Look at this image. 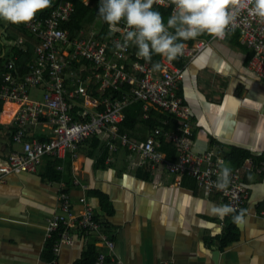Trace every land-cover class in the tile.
<instances>
[{
  "label": "crops",
  "instance_id": "1",
  "mask_svg": "<svg viewBox=\"0 0 264 264\" xmlns=\"http://www.w3.org/2000/svg\"><path fill=\"white\" fill-rule=\"evenodd\" d=\"M56 1L39 12L52 9ZM12 25L0 20V56L16 44L34 51L37 39H28ZM250 55L238 33L231 32L225 40L212 39L187 63L179 92L191 110L195 154L213 151L225 157L238 148L264 161V79L249 69ZM77 68L88 84L95 71L86 65ZM39 96L31 92L33 99ZM16 110L11 102H3L0 109V165L7 163L9 153L22 150L13 140ZM52 136L53 127L42 122L26 139L48 141ZM107 141L100 133L81 145L78 159L71 154L43 156L34 172L0 176V264H49L43 256L46 227L62 213L58 197L63 191L70 194L76 215L83 210L80 200L87 198L102 230L86 234L73 228L72 244L63 245L52 264H95L97 253H108L101 234L114 242L115 262L108 259V264H264V220L259 217L264 210V171L242 174L250 196L238 224L233 216L240 213L221 218L213 211L226 203L219 195L204 193L193 177L175 185L173 176L139 166V157L126 149L109 155ZM50 161L56 163L55 170ZM76 180L88 190L76 186ZM228 229L233 241L225 245Z\"/></svg>",
  "mask_w": 264,
  "mask_h": 264
},
{
  "label": "built area",
  "instance_id": "2",
  "mask_svg": "<svg viewBox=\"0 0 264 264\" xmlns=\"http://www.w3.org/2000/svg\"><path fill=\"white\" fill-rule=\"evenodd\" d=\"M154 5L172 6L174 9L170 0ZM251 7L249 5L235 12L225 28L224 38L211 35L210 38L198 39L195 44H184L183 54L179 57L185 60V65L179 66L174 60L169 61L163 56L156 62H146L133 51L131 43L126 50L117 47L124 44V35L129 30L123 20L118 25L117 34L110 38H81V32L80 37L71 39L63 25L71 19L74 5L69 0H59L46 16L35 17L25 24L38 41L28 74L22 80L14 76L15 58L8 63L2 75L0 101L15 103L17 107L12 121L16 127L13 140L22 145V150L9 153L7 163L0 165V176L34 172L43 156L61 158L71 154L73 159H78L81 145L104 133L108 138L109 155L126 149L139 157V166L147 164L154 172L170 174L178 186L186 176H191L204 193L219 195L221 201L236 209V212L244 210L245 213L250 192L243 183L242 174L244 171L262 173L264 161L256 164L252 158H248L241 166L234 167L225 157L213 151L195 154L191 110L179 91L187 63L205 50L212 39L225 40L231 32L238 33L240 42L253 53L248 61L249 69L257 78L264 79V20L252 14ZM155 64L160 67L155 69ZM82 65L90 66L95 71L88 84L83 79L86 74L83 78L78 75L77 66ZM96 86L95 91L100 98L93 95ZM126 87L127 90L124 89ZM108 90L123 94L118 98L105 96ZM32 91L41 93L39 100L31 97ZM134 101L144 103L145 119L149 117V107L165 117L143 142L132 139L119 129L125 119V109ZM170 118L175 119L174 125ZM42 122L53 127L50 140H27L29 130ZM161 138L175 146V160L169 159L161 151ZM223 166L231 169L229 183L226 189H218L215 185ZM75 185L88 190L79 180L75 181ZM58 198L62 213L54 215L46 227V240L55 237L50 263H54L63 245L72 244L73 228L77 227L86 234H98L102 230L87 198L80 200L83 210L78 215L72 210L68 192H61ZM259 217L264 220V210L260 211ZM61 227L63 231H60ZM100 242L108 253L100 251L95 264H108V259L115 262V258L111 259L114 254L112 239L101 234Z\"/></svg>",
  "mask_w": 264,
  "mask_h": 264
},
{
  "label": "clouds",
  "instance_id": "3",
  "mask_svg": "<svg viewBox=\"0 0 264 264\" xmlns=\"http://www.w3.org/2000/svg\"><path fill=\"white\" fill-rule=\"evenodd\" d=\"M155 3L164 0H100L98 16L109 26L111 32L119 31L123 20L128 27L124 44L117 45L126 50L129 43L138 49L137 56L150 62L153 54L166 57L169 61L183 54L184 41L195 39L207 32L224 38L225 28L239 9L248 8L255 16L264 20V0H170L174 5L173 14L165 25L162 14L153 10ZM51 6V0H0V20L12 24L29 23L36 14ZM174 29V31H169ZM155 69L159 64L153 65ZM231 169L221 168L216 187L226 189ZM221 218L233 214L236 209L230 205L214 207ZM243 212L233 216L235 223L243 221Z\"/></svg>",
  "mask_w": 264,
  "mask_h": 264
},
{
  "label": "trees",
  "instance_id": "4",
  "mask_svg": "<svg viewBox=\"0 0 264 264\" xmlns=\"http://www.w3.org/2000/svg\"><path fill=\"white\" fill-rule=\"evenodd\" d=\"M69 1H71L74 5V12L72 14L71 19L68 22L64 23L63 28L69 31L71 39H76L80 37L81 32H83L81 38L93 36L100 40L110 38L117 34V31L111 32L108 24L104 22L102 18L98 16L97 13H98L99 5H100V0H90L88 4L86 3L85 0H69ZM58 2L59 0L56 1L55 3H58ZM50 10L51 8L42 13L38 12L35 17H44L46 16V14L49 13ZM153 10H157L162 14L164 23L165 25H167L168 18L170 17V15L173 14V7L172 6L160 7V6L153 5ZM12 26L16 30H18V32L20 33H23V34L27 33L28 39H32L31 37H35L31 32H29L26 29L25 23L13 24ZM169 31H174V29H169ZM210 36H211L210 34L205 32L199 35L198 37H196L194 40L189 39L187 41H184L183 43L192 45L194 44L196 40L202 39V38H210ZM10 41H12V39H10ZM2 45H3V42L2 40H0V49L2 48ZM133 50L135 52L138 51L135 45L133 46ZM251 56H253L252 52H251L250 57ZM160 57H161L160 55L153 54L151 62L158 61ZM15 58H17V60L15 61L16 71L14 73V76L22 79L28 74L29 67L34 62L35 50L33 51V48L30 47V45H28L26 49H23L22 47L16 44L12 46L11 49L3 57L0 56V71H1L0 81H2L3 71H5L6 69L4 65L14 60ZM174 61L179 66L185 65L184 64L185 60L181 57H178ZM97 88L98 86H96L95 89L93 90V95L100 98V96L95 91ZM124 89L127 90L128 87ZM122 94L123 93L119 91L114 92L112 90H108L105 96L113 95V98H118V97H121ZM2 105H3V102L0 101V109ZM144 115H145V112H144L143 102L134 101L130 103L128 107L125 109V120L119 126L120 132L127 133L131 137H137L139 138V140L144 141L145 140L143 139L144 135L148 136V134L152 130H154L156 127H159L161 124L160 122L165 119V117L153 107H149V111H148L149 117L147 119L144 118ZM170 122H172V125L176 123L174 118H170ZM160 140L162 144L161 151L165 152L166 156H168L169 159L175 160L177 156L175 146L171 142L165 141L162 138ZM225 158L228 162L229 161L232 162L234 167L241 166L242 164H244V162L248 158H252L254 162H256V164H258V162L261 161V160H255L253 154L243 151L242 149H238V148H233L231 152L225 154ZM50 164H51V169L55 170L54 168L56 166V163L53 161L52 162L50 161ZM71 167H72L71 165L68 166V171H71ZM249 172H253V171H249ZM230 232L231 230L229 231V229L225 231V235L222 241V243L225 245L233 241V237L230 236ZM54 239L55 237H53V239L48 240L46 242L45 249L43 252L45 261L48 263H50L53 259L52 254H51V247H52V243ZM97 255H96V258H97Z\"/></svg>",
  "mask_w": 264,
  "mask_h": 264
},
{
  "label": "rangeland",
  "instance_id": "5",
  "mask_svg": "<svg viewBox=\"0 0 264 264\" xmlns=\"http://www.w3.org/2000/svg\"><path fill=\"white\" fill-rule=\"evenodd\" d=\"M54 6H55V5H54ZM196 41H197V40H196ZM196 41H195V42H196ZM195 42H194V44H195ZM7 65H8V63H7L6 65H4L5 68H6L5 71L7 70ZM3 73H4V71H3ZM3 73H2V75H3ZM2 79H3V77H2ZM32 95H34V94L32 93ZM39 97H41V96H39Z\"/></svg>",
  "mask_w": 264,
  "mask_h": 264
}]
</instances>
